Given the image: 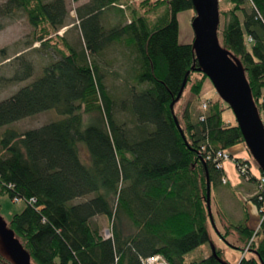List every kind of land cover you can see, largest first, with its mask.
Here are the masks:
<instances>
[{"label": "trees", "instance_id": "1", "mask_svg": "<svg viewBox=\"0 0 264 264\" xmlns=\"http://www.w3.org/2000/svg\"><path fill=\"white\" fill-rule=\"evenodd\" d=\"M65 1L0 0V31L2 21L22 13L34 29L33 44L59 56L41 77L0 102V129L6 128L0 135V196L24 204L7 230L30 264H142L154 256L167 264H186L184 255L210 241V229L222 242L234 238L239 251L254 236L238 264H264V220L254 234L243 202L241 219L231 222L212 199L211 188L221 183L222 170L209 156L244 143L236 123L223 121L224 102L218 96L197 118L192 111L209 80L197 71L194 37L188 44L177 41V14L192 11L191 21L195 17L191 0H88L75 11L79 47L55 35L65 27ZM228 2L227 9L218 4V43L239 61L261 119L264 0ZM106 12L118 19L107 30L101 24ZM53 34L58 44L49 38ZM113 45L131 56L118 98L107 89L100 65ZM32 73L26 64L23 76L14 81L24 82ZM186 89L193 100L178 116L174 107ZM48 111L60 119L23 133L8 128ZM117 114H126L129 125L118 123ZM80 144L87 162L81 159ZM244 163L252 175L249 183L264 175L259 169L253 174L249 162ZM207 180L215 228L207 211ZM254 193L249 201L258 209L261 202ZM97 216L110 222V237H102L92 223ZM220 257L214 249L187 264H229ZM0 264L15 263L0 256Z\"/></svg>", "mask_w": 264, "mask_h": 264}, {"label": "rangeland", "instance_id": "2", "mask_svg": "<svg viewBox=\"0 0 264 264\" xmlns=\"http://www.w3.org/2000/svg\"><path fill=\"white\" fill-rule=\"evenodd\" d=\"M66 8H67V19L65 22V27L61 29L56 36H65V39L70 44L74 45L75 47H79L78 45L82 44V38L80 31L78 29V22L76 17V9L81 5L88 2V0H80L77 3H73L71 0H66ZM219 6L222 8H229L230 4L228 0H218ZM161 14V11L157 12V15H152L150 18L151 22H154L155 19ZM192 11H182L177 14V28H178V35L177 41L179 44H188L191 43L193 37V31L191 29V19L193 17ZM117 16L113 12H106L101 16V24L107 30L111 27L115 26L117 22ZM2 25L5 27L0 31V102L10 98L12 95L17 93L21 88L26 87L27 85L31 84L37 78L41 77L43 70L45 67H48L55 61L59 60V56L51 51H40L39 50V43L32 42L34 29L29 25L27 18L24 14L18 13L13 17V19H8L1 22ZM65 34V35H64ZM55 35H51L52 41L57 43L55 39ZM58 44V43H57ZM57 48V46H56ZM26 64L32 67L33 73L32 77L24 82H17L14 81L15 77L23 76L25 72ZM101 67L104 74V83L107 89L113 94L115 97H119L123 93V84L127 80V72L129 71V67L131 66V56L129 55L128 50L124 49L123 47H119L116 45L110 46L103 54L101 60ZM126 79V80H125ZM199 77L196 78L198 80ZM125 80V81H124ZM201 100L199 103H195L193 105V113L195 118L201 113L202 108L201 106L204 104L205 108L210 102L217 100V95L215 93L214 88L212 87L210 81H205L204 85L201 90ZM193 100L192 95L190 94L189 90L183 94L182 100L175 105V110L178 116H180L181 112L183 111L185 105ZM223 112H222V119L226 124L233 125L235 123L234 116L230 109H227V105L224 103L222 104ZM206 110V109H205ZM204 110V111H205ZM60 117L54 111H48L41 113L39 115L21 120L10 125L8 128H11L18 133H23L28 130H34L41 128L49 123L55 122L59 120ZM264 123V115L261 117ZM260 119V120H261ZM117 121L118 123L125 122L129 125L130 121L128 120V116L126 114H117ZM6 128L0 129V135ZM244 147L243 149L246 150L244 144H238ZM79 151L81 159L84 162L88 161V153L84 145H79ZM230 159V157H229ZM248 162L250 164V168L252 172L256 173L257 164L254 161L253 157L248 154ZM243 162V161H238ZM244 163V162H243ZM224 166L225 171V183H229V186L222 187L225 191L227 188H231V185L237 184L241 187L245 184L246 193L244 195L243 189L233 188L232 191L235 193L234 202L235 206L233 208L226 210L224 212L228 219L231 222H238L242 217L241 207H240V200L244 204H248L250 202L251 197V190L252 187H248V182H245L244 179L238 176L236 168L232 164H221ZM227 181V182H226ZM224 183V184H225ZM243 184V185H242ZM217 191V190H216ZM231 191V192H232ZM214 187L211 188V194L214 196L215 194ZM250 194V197L247 195ZM243 196V197H242ZM242 197V199H240ZM86 199V198H85ZM82 199V200H85ZM80 200V201H82ZM79 202V201H78ZM218 204V202H217ZM219 205V204H218ZM220 206V205H219ZM24 204L22 202H16L9 199L7 195L0 196V223L7 229V225L9 220L14 214L19 213ZM213 208V207H212ZM221 208V206H220ZM222 209V208H221ZM92 223L100 229V234L102 237H110V222L107 218L103 216H97L92 219ZM252 223V222H251ZM260 219L257 216V220L255 224H251V230H253L254 234L260 228ZM210 241L197 249L187 253L183 257L184 263L196 262L204 259L205 257L209 256L214 249H218L221 252L220 259L227 263L234 264L232 258L236 256L238 261L245 255L243 251L236 250L234 248L240 247L239 242H237L234 238H228L227 240L230 242L225 243L222 242L216 231L213 229L209 230ZM250 247V245H249ZM247 249V252L249 250ZM250 254H246L248 257ZM0 256L7 261L12 262V257L5 246L1 236H0Z\"/></svg>", "mask_w": 264, "mask_h": 264}, {"label": "water", "instance_id": "3", "mask_svg": "<svg viewBox=\"0 0 264 264\" xmlns=\"http://www.w3.org/2000/svg\"><path fill=\"white\" fill-rule=\"evenodd\" d=\"M191 3L195 13V17L191 21L194 37L191 46L199 66L197 71L206 75L216 95L232 111L249 155L256 162L257 169L264 174V127L253 104L250 89L239 61L218 43V0H191ZM188 74L189 72L186 73L174 102L170 104L171 109L182 95ZM175 125L184 139L176 121ZM206 205L210 223L214 225L210 216L208 180ZM0 236L15 264H30L28 256L14 239L12 232L5 229L1 223Z\"/></svg>", "mask_w": 264, "mask_h": 264}, {"label": "crops", "instance_id": "4", "mask_svg": "<svg viewBox=\"0 0 264 264\" xmlns=\"http://www.w3.org/2000/svg\"><path fill=\"white\" fill-rule=\"evenodd\" d=\"M243 148L244 147H242V145H236V146H233L230 149H228L226 151V154L230 157V159L227 160V161H224L223 163H225V164L229 163V164L234 165V161L235 160H237V161H243V162H247L248 163V159H247L248 152H246L245 149H243ZM221 170H222V179L226 180V178H225V171H224V166L223 165H221ZM252 173L253 174H257L255 172H252ZM247 185H249L248 187H252L253 188L251 190V193H252L254 191V184H251V183L248 182ZM224 186L225 187L229 186V183L227 182L225 184H222V183H217L216 184V186L214 187L216 193L214 194V196H212V199H213V202L214 203H217L218 202V204L221 206V208H222V210L224 212H227L226 210L233 208V206L236 207L235 206L236 204L234 202V198L236 199V197H235V193L232 191V189L233 188L243 189L244 190V195L246 193V189H245V184H244L243 187H241V184L240 185H237V184L231 185V188H227L226 191L222 188ZM242 197L240 199H242ZM247 197H250V194L247 195ZM245 207H246V210H247V213H248V217H249L248 222H247V227L249 229H251V224L252 225L255 224L256 223V220H257L256 208L250 202H248L247 205L245 204ZM212 226L215 228L214 225H212ZM217 227L219 228L218 224H217ZM234 249H236V248H234ZM232 260H233L234 264H238L239 261H240V260L238 261V258L236 259V256H234L232 258Z\"/></svg>", "mask_w": 264, "mask_h": 264}, {"label": "built area", "instance_id": "5", "mask_svg": "<svg viewBox=\"0 0 264 264\" xmlns=\"http://www.w3.org/2000/svg\"><path fill=\"white\" fill-rule=\"evenodd\" d=\"M201 108H202L201 112H203L206 109L204 104L201 106ZM213 154H212L213 156H209V157L214 159L216 163V167L218 169L221 168V164L224 161L229 160V156L225 152L217 151V152H214ZM234 166L236 168L238 176L242 177L245 182H249L250 179L252 178V175L249 173V166L243 162L242 163L234 162ZM221 183L222 184L225 183L223 179L221 180ZM254 191H255L254 196H257L258 201L261 202L260 207L256 209L257 216L260 219V224H261L264 220V196H263L264 195V175L258 176V178L255 180ZM253 239H254V236H252L246 248H248L249 245L253 242ZM246 252H247V249L243 251V253H246ZM142 264H167V263L161 257L154 256V257L145 259L142 262Z\"/></svg>", "mask_w": 264, "mask_h": 264}]
</instances>
